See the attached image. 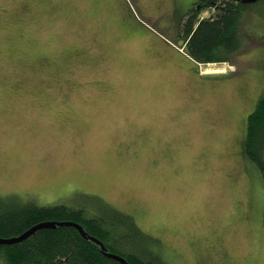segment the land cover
<instances>
[{"label":"rangeland","instance_id":"374dc122","mask_svg":"<svg viewBox=\"0 0 264 264\" xmlns=\"http://www.w3.org/2000/svg\"><path fill=\"white\" fill-rule=\"evenodd\" d=\"M193 2L0 0L1 196L100 197L166 264H264V170L243 154L264 0L243 11L241 50L201 65L180 47Z\"/></svg>","mask_w":264,"mask_h":264},{"label":"trees","instance_id":"16d2710c","mask_svg":"<svg viewBox=\"0 0 264 264\" xmlns=\"http://www.w3.org/2000/svg\"><path fill=\"white\" fill-rule=\"evenodd\" d=\"M250 4L238 0H194L179 21L184 51L198 63L231 60L243 46L240 24L243 11ZM210 8H217L218 13L201 18V12ZM243 154L264 170V93L248 116ZM96 199L98 209L91 211L85 204L40 205L17 194L0 195V237L19 235L42 221H75L88 236L100 239L109 252L125 257L129 264H166L162 254L153 249L157 238L143 231L131 214L100 197ZM0 264L123 263L104 253L97 242L83 236L75 226L58 225L41 228L20 242L0 243Z\"/></svg>","mask_w":264,"mask_h":264},{"label":"water","instance_id":"95a60500","mask_svg":"<svg viewBox=\"0 0 264 264\" xmlns=\"http://www.w3.org/2000/svg\"><path fill=\"white\" fill-rule=\"evenodd\" d=\"M238 1H243L244 3H254L257 2L258 0H238ZM58 225H72L75 226L76 228H78V230L81 232V234L85 237H88L90 239H92L93 241L97 242L102 250L104 251V253H106L108 256L118 259L119 261H121L123 264H129V262L127 261V259L117 253L114 252H109L107 250V247L105 246V244L98 239L95 236H88L87 235V231L84 229V227L79 224L78 222L75 221H42L39 222L33 226H31L30 228H28L27 230H25L24 232H22L19 235L16 236H12V237H0V243L3 244H12V243H16V242H20L25 240L26 238H28L29 236H31L33 233H35L37 230L41 229V228H46V227H56Z\"/></svg>","mask_w":264,"mask_h":264},{"label":"crops","instance_id":"0c3cea01","mask_svg":"<svg viewBox=\"0 0 264 264\" xmlns=\"http://www.w3.org/2000/svg\"><path fill=\"white\" fill-rule=\"evenodd\" d=\"M191 7H192V6H191ZM191 7H190V8H191ZM189 10H190V9H189ZM189 10H188V11H189ZM188 11H187V12H188ZM187 12L183 13L182 16H184ZM130 19H131V18H130ZM133 20H134V21H133L134 24H135V22H136V23L138 22V21L135 20V19H133ZM138 23H139V22H138ZM138 23H137V24H138ZM139 24H140V23H139ZM148 36H149V35H148ZM184 44H185V42H183L182 47H183ZM180 47H181V46H180ZM182 47H181V48H182ZM179 51H180V50H179ZM180 52H181V51H180ZM184 52H185V51H184ZM185 53H186V52H185ZM186 55H187L188 57H190L187 53H186ZM192 59H193V58H192ZM196 62H197V61H196ZM199 64L201 65V63H199ZM210 71H211V70H210ZM208 73H213V72H208Z\"/></svg>","mask_w":264,"mask_h":264},{"label":"snow or ice","instance_id":"6c2138e0","mask_svg":"<svg viewBox=\"0 0 264 264\" xmlns=\"http://www.w3.org/2000/svg\"><path fill=\"white\" fill-rule=\"evenodd\" d=\"M229 67L231 68V70H232L233 72L236 71V65H235V63H233V64L230 65ZM220 70H222V71H228L229 69H228V68H224V69H220Z\"/></svg>","mask_w":264,"mask_h":264},{"label":"built area","instance_id":"2783aa9c","mask_svg":"<svg viewBox=\"0 0 264 264\" xmlns=\"http://www.w3.org/2000/svg\"><path fill=\"white\" fill-rule=\"evenodd\" d=\"M212 10H214V8H211ZM208 17H211V15L210 16H208ZM201 18H204L203 16H201Z\"/></svg>","mask_w":264,"mask_h":264},{"label":"bare ground","instance_id":"6f19581e","mask_svg":"<svg viewBox=\"0 0 264 264\" xmlns=\"http://www.w3.org/2000/svg\"><path fill=\"white\" fill-rule=\"evenodd\" d=\"M210 67V68H209ZM214 67V66H213ZM213 67H211V66H208V69H211V68H213ZM215 69V68H214Z\"/></svg>","mask_w":264,"mask_h":264}]
</instances>
